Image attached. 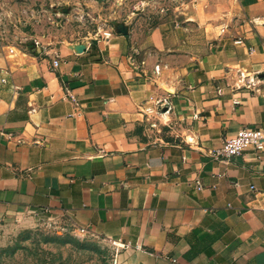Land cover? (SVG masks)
<instances>
[{
  "label": "crops",
  "instance_id": "0c3cea01",
  "mask_svg": "<svg viewBox=\"0 0 264 264\" xmlns=\"http://www.w3.org/2000/svg\"><path fill=\"white\" fill-rule=\"evenodd\" d=\"M183 1L79 51L0 41V224L86 228L121 264H264V150L208 155L264 131V0Z\"/></svg>",
  "mask_w": 264,
  "mask_h": 264
},
{
  "label": "rangeland",
  "instance_id": "374dc122",
  "mask_svg": "<svg viewBox=\"0 0 264 264\" xmlns=\"http://www.w3.org/2000/svg\"><path fill=\"white\" fill-rule=\"evenodd\" d=\"M182 2L0 0V41L13 54L15 48L29 50L37 44L79 50L132 22L148 28L160 23L180 26L189 16V10L185 17L176 9ZM118 256L111 244L94 236H78L64 224H0V264H121Z\"/></svg>",
  "mask_w": 264,
  "mask_h": 264
},
{
  "label": "built area",
  "instance_id": "2783aa9c",
  "mask_svg": "<svg viewBox=\"0 0 264 264\" xmlns=\"http://www.w3.org/2000/svg\"><path fill=\"white\" fill-rule=\"evenodd\" d=\"M35 51L37 53H41L44 51V46L38 44L35 45L33 52ZM8 54L13 55V51L11 49L8 50ZM58 62L59 57L56 54L55 59L52 61V66L57 67ZM2 82H4V80H2ZM250 82L252 81L248 80L246 84L250 85ZM247 150H251L257 154L264 150L263 130L255 128L240 129L233 136L226 138L218 148L208 151V155L216 161L230 160ZM195 186L198 190L202 188L201 184L198 182L195 183ZM250 190H253V187H250ZM74 231L78 234V236L93 237L90 230L86 228H75Z\"/></svg>",
  "mask_w": 264,
  "mask_h": 264
},
{
  "label": "water",
  "instance_id": "95a60500",
  "mask_svg": "<svg viewBox=\"0 0 264 264\" xmlns=\"http://www.w3.org/2000/svg\"><path fill=\"white\" fill-rule=\"evenodd\" d=\"M118 32L123 33V34H126V28H124V27L122 28V27H121V28L119 29ZM82 48H83V47H82ZM82 48H81V49H82ZM81 49H79V50H81ZM79 50H77V51H79Z\"/></svg>",
  "mask_w": 264,
  "mask_h": 264
}]
</instances>
